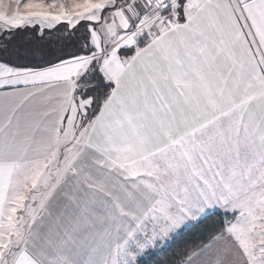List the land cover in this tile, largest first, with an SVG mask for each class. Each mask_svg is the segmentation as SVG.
Instances as JSON below:
<instances>
[{"label":"snow or ice","instance_id":"1","mask_svg":"<svg viewBox=\"0 0 264 264\" xmlns=\"http://www.w3.org/2000/svg\"><path fill=\"white\" fill-rule=\"evenodd\" d=\"M0 53V264H264V0H0Z\"/></svg>","mask_w":264,"mask_h":264},{"label":"trees","instance_id":"2","mask_svg":"<svg viewBox=\"0 0 264 264\" xmlns=\"http://www.w3.org/2000/svg\"><path fill=\"white\" fill-rule=\"evenodd\" d=\"M21 40V36L17 35L16 39L13 43H18ZM34 47V46H33ZM3 55V53H0ZM201 233L197 229H193L190 232H186L180 240H177L175 244H173L170 248H167L164 252L160 253L158 256L149 259V264H163L167 258L171 257L173 250L177 247L182 245V243L186 240H196L197 238L201 237Z\"/></svg>","mask_w":264,"mask_h":264}]
</instances>
